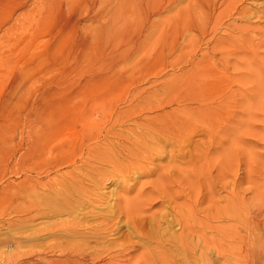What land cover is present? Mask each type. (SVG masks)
Segmentation results:
<instances>
[{"label":"bare ground","instance_id":"6f19581e","mask_svg":"<svg viewBox=\"0 0 264 264\" xmlns=\"http://www.w3.org/2000/svg\"><path fill=\"white\" fill-rule=\"evenodd\" d=\"M68 1L66 0L70 5L76 0ZM99 1V5H96L97 1L94 0L92 8L97 9L104 20L107 19L104 21L105 24L100 21L103 23L101 25L96 19L97 26L93 24L95 31L92 27V35L95 34L91 39L83 37L79 43L77 42L79 49L83 52L86 50V54L87 48H92V51H89L90 56L94 58L102 53L99 45L109 43L108 45L112 46L121 44L122 47V51L119 54L115 53L113 58L118 56L124 59L128 55H140L143 60L150 62L153 60L152 52L150 55L147 52L149 48L145 34L151 32L150 35H153L158 30L162 33L166 27L171 26L177 29L180 24L188 27L192 24L196 30L204 28L200 32L201 39L196 36L189 41L194 43L196 40L194 44L201 43L204 36L208 35L210 38L206 42L210 44V53L203 52L194 61L186 57V46L179 48L178 54L168 63L173 68L177 65L179 67L177 69L180 70L172 80L179 90L175 95L164 96L156 92L143 94L136 91V88L125 96V107L119 108L113 105L115 99L111 93L93 91L96 89L93 82L98 81L99 77L103 76L109 85L112 80L118 84L123 78L116 75L114 67L113 69L104 67L102 76L92 77L90 83H86L90 85L84 86V89L92 90L89 92L91 95L81 96V91L75 95L62 97L61 100L52 101L45 97L34 111H31V108L33 119L29 118L32 119L30 122H26L27 119L26 123H23L24 126L21 125L26 134L27 148L23 153H19L16 168L18 171L22 169L24 173L38 177L49 176L52 173L56 175L45 182H40V178H24L16 185V190L12 189L14 191L10 193L0 190V222L9 228L17 227L20 231L19 236L31 237L33 240L43 236L49 239V242L40 250L33 251V247L26 246L27 238L17 236L18 242L9 246L10 250L14 249L16 260L10 263L12 255L0 250V264H176V257L181 253L186 259L187 255H192V248L204 251L215 249L216 253L223 255L229 249L228 245L224 244L225 241L235 235L240 238L237 232L226 226L231 218L242 222L239 207L234 217L230 215L231 213L228 214L230 205L228 213L219 211L214 214L215 216L211 215L212 217L206 214L208 209L205 212L201 209L204 221L197 218V213L199 205L214 202L208 174L214 170L218 173L217 177L225 176L227 171L225 160L229 158L232 147L242 155L241 138L244 122L242 123L241 119L244 116H242L244 106L239 101L240 90H236L234 95L237 97L236 100H233L234 96L231 94L229 96L227 92L217 90L223 89V81L227 84L225 87L229 88L234 82L243 83L247 80L252 81L255 90L259 89L260 85L256 82L261 77L264 80V69L262 71L251 65L259 62L264 68V52H259L264 49V29L259 26L264 23V9L250 15L249 11L241 6L245 0H201L208 15L206 18L208 20L202 24V17L192 19L188 11L189 4L196 0H189L186 10L179 8L182 0ZM47 2L43 4L49 11L51 8H48L50 4L46 5ZM50 2L49 0L48 3ZM88 3L86 2L87 5ZM55 5L58 4L55 2L52 6ZM44 7L43 12H46ZM47 12L43 15L51 14V11L49 14ZM164 12L172 15L164 17ZM153 17L156 19L152 20ZM34 19L36 20L35 17ZM235 21L245 22V25H236ZM222 26L226 32L223 37L217 38L215 32ZM255 37L258 40L256 43L253 41ZM162 51L160 61L157 57L159 64L161 62L160 66L168 56ZM86 54L85 56H89ZM216 55L219 58L224 59L227 56L235 60L232 69L229 68L231 71L226 66H221L217 70L214 60ZM101 57L102 54L100 62ZM146 64L148 63L145 61L139 64L138 68L142 69L137 70L138 75L135 77L143 78L152 71L150 67L152 63L148 64V67H145ZM159 73H156L155 77H158ZM166 102L176 108L164 111V106L168 104ZM27 117L25 115V119ZM231 122H236V129L232 130L233 132L230 130ZM198 133L209 140L206 148L192 144V138ZM229 133H232L234 139L231 141L232 144H229V140L225 148V143L219 137ZM218 139L220 142H216ZM167 147L176 150L167 151ZM217 147L221 150L218 151V155ZM213 156L216 158H212ZM166 157L168 166H154L148 169L153 162ZM62 169L67 170L59 173ZM150 176L155 178L152 181L151 179L145 182L135 181L136 178ZM130 178L133 179V184H128ZM200 185L204 190L201 200L198 196L200 193H197ZM110 186H113L114 190L107 197L102 190ZM181 189L188 190V194ZM109 198L113 199V203L108 202ZM235 199L241 204V198L240 201ZM155 206L162 211L157 214L150 213ZM97 209H106L105 214L98 216L97 212H94ZM163 209H168L169 212L165 213ZM9 216L14 220H10L12 217ZM6 217L10 219H4ZM41 218L53 221L42 222V225L36 223ZM220 222L226 224L221 227L211 224ZM162 223L167 227L173 225L178 227L179 233L172 231L170 227L165 231V228L161 227ZM122 227L128 229L127 234L130 232L143 243L139 245L131 243L129 238L131 235H120L116 238ZM216 236L219 240L212 239ZM144 242L149 245H144ZM40 246L42 245L38 248ZM166 246L176 253L174 257L165 249ZM235 248L239 253L240 246L237 245ZM137 250L141 253L131 257Z\"/></svg>","mask_w":264,"mask_h":264},{"label":"rangeland","instance_id":"374dc122","mask_svg":"<svg viewBox=\"0 0 264 264\" xmlns=\"http://www.w3.org/2000/svg\"><path fill=\"white\" fill-rule=\"evenodd\" d=\"M45 1L49 2V0H0V190H5L7 191V193L16 190V185L21 182L24 178H40V182H45V180H47L48 178H51L53 175H56L55 173H52L49 176H43V178L42 176L38 177L34 174L24 173L23 171H21L22 169L18 171L19 169L16 168L18 164V156L23 153L27 148V141H25L26 134L21 125L27 119L28 121L26 122H30L33 119L31 111H34V109L41 105V100H43V98L46 97L48 99H52V101L55 99L61 100L62 97L75 95L76 93L81 91V96L91 95L89 92H91L92 90L88 88L84 89V86L86 85V87H88V85H90L89 81L92 77L97 75L102 76V73L105 71L104 67L108 69H113L114 67L115 70L113 71L116 73V75H121V77L123 78H121V80L119 81L118 86V84H116V82H114V80L112 79V81L110 80L112 83L111 85H109V83L106 82L107 80H104L103 76L101 78L99 77L98 81L93 82L96 88L93 91H107L111 93L112 95H114L115 99L113 105H116L119 108L125 107V96L127 94L132 93V90H135L136 88V91H138L139 93L142 92L143 94L156 92L157 94H164V96L168 94L175 95L179 90L177 89L176 85L174 86L172 80L175 76L179 74L180 70L177 69V65L176 67L174 66L175 68H173L170 67L168 63L169 61H172L174 56L178 54L179 48L182 46H186V57H188L189 60L194 61L199 58V55L201 53H210V44H207L206 42V40L210 38L208 35L204 36V40L201 43L197 42L196 44H194L196 40L194 41V43L193 41H189L191 39H195L196 36L201 39L200 32L201 30H204V28H199L198 30H196L192 27V24H190L189 27L180 24L177 29L173 28L172 26L170 28L166 27L165 30L168 32H165L164 30L162 33H160L161 30H158L156 33H153V35H150L151 32L145 34L144 37L147 36L146 43L147 47L149 48L147 52H149V55L151 52L153 53H151L153 60L150 62L143 60L140 55H128L124 59H121L118 56H115V58H113V55L115 53L119 54L122 51V47L120 46L121 44L112 46V44L108 45L109 43H104L102 46L99 45L100 51L102 52V57L101 62L99 59L101 54L95 57L97 61H99L97 63V61H95L96 59L93 56H90L91 52L89 50H91L92 48H87L88 54H86V50L83 52L81 49H79L80 47L78 44L80 40L83 39V37L90 40L91 37L95 34L94 33L92 35L93 29L95 31V25L93 24H96V19L99 20V23L101 25L104 23L105 20H107L103 19L104 17L99 14V11H97V9L92 8V2L94 0H86L87 3L89 2L88 5L86 4L85 0H76L77 2L75 1L70 5L66 2V0H50V3H46V5L50 4V7L48 8H51V10L49 11L45 4H43ZM52 1L54 2L52 3ZM96 1L98 2V4L96 2V5H99L100 1ZM188 1L189 0H182L179 5V8L181 10H186V8L188 7ZM55 2L58 5H55L54 7L52 5L55 4ZM190 4V9H188V11L192 19H195L196 17L200 19L202 17V24L206 23V21L208 20L206 19L208 18V15L207 13H205V6L202 4V1L196 0ZM241 6L245 7L247 11H249L250 15L255 14L264 9V0H245ZM43 7L48 11H46L48 14L51 11V14H49V16H44L46 15V12H43ZM56 7H58V9ZM37 12L39 13V16ZM40 15H42L43 18ZM170 15L167 12H164L163 14L164 17H169ZM34 17L36 18V20L34 19ZM153 19L155 20L156 18L153 17L152 20ZM232 19H234V17H232ZM38 20L41 21L39 22ZM100 21H102L103 23H101ZM234 23L240 26L245 25V22L243 23L235 21ZM251 23L253 24V21H251ZM43 24L44 29L42 27ZM259 26L260 28L264 29V23H261ZM30 27H33V30ZM92 27L94 28L92 29ZM41 29H43V31H41ZM69 32L73 33L68 34ZM225 32L226 30L224 26H222L218 31L215 32V36L217 38L223 37ZM144 37H142V40L144 39ZM253 41H255L254 43H256L258 40L255 37L253 38ZM193 48L195 51L193 50ZM161 49H163V51ZM160 50L162 51V53L164 52L165 56L168 55L165 59L166 62L164 61V64H162V66H160L161 62L159 64V58L161 54ZM262 51L264 52V49L260 50L259 52ZM85 54L89 56H85ZM169 56L171 57V59ZM111 57L113 58V60H111ZM157 57L159 61L157 60ZM109 58L110 60H108ZM102 59H104L103 62ZM106 59L108 61H106ZM214 60L215 67L217 68V70H219L221 66H226L228 70H230L229 68L232 69L233 65L236 63L232 57L227 56L223 59L221 57L219 58V56L216 55V57H214ZM144 61L148 64L152 63V65L150 66L152 67V71L144 75V77L142 76L143 78H141V76L139 78L137 76L135 77V75H138L137 70L142 69V67L138 68L139 64L143 63ZM148 64H146L145 67H148ZM251 66L255 68H260V70L262 71L264 69L262 64H260L259 62H256ZM184 67L188 68L187 65H184ZM131 69L133 70L132 72L130 71ZM156 73H159V78L155 77ZM130 75H132L133 77H129ZM133 78L136 79V81L133 80ZM126 79L128 80L127 82ZM247 81H244L243 83L234 82L229 88L225 87L227 86V84L223 81V89L217 90L219 92H227L229 96L230 94L234 96L236 94V90L241 91L242 97L241 95L239 96V101L244 106V108H242V112L244 113L241 112L242 116H244L241 120L242 123L244 122V127L242 125L244 129L242 128V130L245 132H243V137L241 138L242 155L238 153L237 149H234L232 147L231 152H229V158L225 160L227 167L225 176L223 178L217 177L218 173L214 170H212V173L208 174L210 179V189L213 190V198L215 200L213 199V203L204 202V204L199 205L200 207L198 206L199 211L197 213V218L204 221L205 217L203 214L200 213L203 210L205 212V210L208 209V212H206V214L208 213L210 216H215L214 214L219 213V211H226L228 213L230 205L234 213L231 212L232 210L230 209V212L228 214L231 213L230 215L234 217L236 209H238L239 207L243 218L242 222H238L236 218H234V221V219L231 218L227 224L226 222L211 224L213 226L218 227H221L222 225L226 224V226L230 227L231 231L237 232L241 239L236 237L235 235L232 236L229 240H226L224 244L228 245L229 249H227L228 252L224 253L223 255H219L218 253H216L215 249H208L207 251H204L200 248H192V255H187L185 259L180 253V256L176 257V264H204L205 262H207L208 264H264V80L261 77L260 80H258L259 82H256V84L259 83L261 87H259V89L257 90H255L252 81ZM87 82L89 83L86 84ZM218 83L220 84V82ZM142 88H144V90ZM54 96H56V98ZM236 98L234 96L233 100H236ZM166 103L168 104L164 106V111H170L171 109L176 108V106L170 105L169 102ZM179 110L181 109L179 108ZM25 115L28 116L26 119ZM234 121L235 118L233 119V122ZM233 122L229 124L232 128L230 129L231 132H233L232 130L236 129V122ZM231 135L232 133H229L228 135L222 134V136L219 137L221 138L220 140L225 143V148L228 146V141L230 140V144L231 141L234 139L233 135ZM227 137L230 139H228ZM206 139V137L198 133L192 138V144L194 146L201 145L206 148L209 144V140ZM218 141L219 139L216 142ZM170 148L171 147H167L166 150H176L173 149V147L171 149ZM217 149L218 155V151L221 150H219L218 147ZM222 152H220V154ZM214 155L217 156L216 154ZM223 155H221V157ZM212 158L216 157L213 156ZM168 165V158L166 157L153 162L152 166H149L148 169H151L154 166ZM185 166L186 165L184 164V167ZM66 170L67 169H62L59 173H63ZM150 177H141L138 179L135 177V181L145 182L147 181V179L148 181H150V179L152 181L155 178L154 176ZM132 178L128 180V184H133ZM200 183L201 181L199 182V184ZM113 190L114 187L110 186L109 188L102 190V193H105V195L108 197L110 192ZM182 191L184 193H187L188 190L186 191L185 189ZM197 193L199 194L198 196L201 200L204 196V190L201 185L200 188H198ZM235 198L239 199V201L241 198V204H239L240 202H238ZM229 199L230 201H228ZM108 200V202L113 203L112 198H109ZM89 209L90 208L88 207V210ZM158 209V206H155L151 209L150 213L157 214L159 211H162ZM105 211L106 209H97L94 212H97L98 216H102L105 214ZM163 211H165V213L169 212L168 209H163ZM9 217L11 218L12 216ZM9 217H6L4 219H10ZM10 220H14L13 217ZM46 221L50 220L45 218L43 220V218H41L36 223L41 224L42 222L46 223ZM1 224L3 223L0 222V250L1 252H5L7 254L9 252V254L12 255L11 259L9 260V262L12 263L16 260V257H14L15 251L14 249L10 250L9 246L18 242L19 238L22 235L19 236L20 234L18 233L20 231L17 227L9 228L7 225ZM161 227L162 229L165 228V231H168L166 229L170 227L172 231L174 230L179 233L178 227L174 225L167 227V225L162 223ZM126 229L127 228L122 227L120 233L117 234L115 237L119 238L120 235H131L129 237L131 243H137L138 245L143 243L142 241H138L134 237V235L132 236L130 232H128L127 234L128 229L127 231ZM23 238L27 237L24 236ZM44 238L45 237L41 236L37 240H33L31 237H28L26 239V246L31 248L33 247V251L40 250V248L46 246L49 242V239L45 238V241ZM40 239L44 242H41ZM212 239L219 240L217 236L213 237ZM192 241L195 240L192 239ZM38 244L42 246L38 248ZM222 244L223 243H220V245ZM144 245H146L145 242ZM148 245L149 243H147L146 246ZM237 245L240 246L239 253L235 248V246ZM165 249L170 252L171 256L174 257L176 255V253L172 251L170 247L166 246ZM140 253V250L134 251L131 257H135ZM19 262H21V260Z\"/></svg>","mask_w":264,"mask_h":264}]
</instances>
